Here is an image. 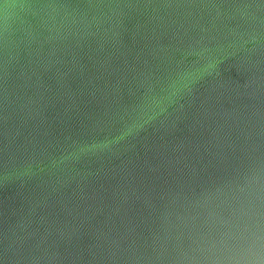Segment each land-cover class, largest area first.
I'll return each instance as SVG.
<instances>
[{
	"label": "water",
	"instance_id": "95a60500",
	"mask_svg": "<svg viewBox=\"0 0 264 264\" xmlns=\"http://www.w3.org/2000/svg\"><path fill=\"white\" fill-rule=\"evenodd\" d=\"M0 264H264V0H0Z\"/></svg>",
	"mask_w": 264,
	"mask_h": 264
}]
</instances>
